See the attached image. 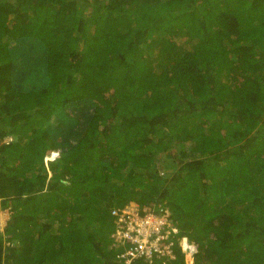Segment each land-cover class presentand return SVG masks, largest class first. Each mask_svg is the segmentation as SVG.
Listing matches in <instances>:
<instances>
[{"label": "trees", "instance_id": "1", "mask_svg": "<svg viewBox=\"0 0 264 264\" xmlns=\"http://www.w3.org/2000/svg\"><path fill=\"white\" fill-rule=\"evenodd\" d=\"M130 202L264 264V0H0V264H119Z\"/></svg>", "mask_w": 264, "mask_h": 264}, {"label": "built area", "instance_id": "2", "mask_svg": "<svg viewBox=\"0 0 264 264\" xmlns=\"http://www.w3.org/2000/svg\"><path fill=\"white\" fill-rule=\"evenodd\" d=\"M7 218L0 215V232L4 233L11 218L10 209ZM2 211V210H1ZM110 217L114 224L111 234L113 248L118 251L119 264H167L176 260V250L185 253L186 264H194L197 253L195 244L190 243L172 218L170 210L161 204L141 207L130 202L124 208H112Z\"/></svg>", "mask_w": 264, "mask_h": 264}, {"label": "rangeland", "instance_id": "3", "mask_svg": "<svg viewBox=\"0 0 264 264\" xmlns=\"http://www.w3.org/2000/svg\"><path fill=\"white\" fill-rule=\"evenodd\" d=\"M56 158H58V154L56 152H51V156L47 158V160L51 161V160H55ZM0 215L7 218V210L3 209L2 211H0Z\"/></svg>", "mask_w": 264, "mask_h": 264}]
</instances>
